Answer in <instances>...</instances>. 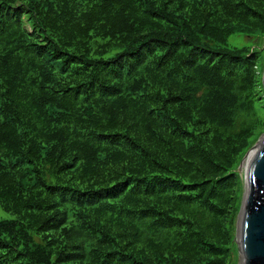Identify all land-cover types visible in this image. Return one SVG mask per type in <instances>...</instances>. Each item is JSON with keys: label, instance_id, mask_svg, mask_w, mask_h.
I'll use <instances>...</instances> for the list:
<instances>
[{"label": "trees", "instance_id": "obj_1", "mask_svg": "<svg viewBox=\"0 0 264 264\" xmlns=\"http://www.w3.org/2000/svg\"><path fill=\"white\" fill-rule=\"evenodd\" d=\"M234 34L264 0H0V264H230L264 133Z\"/></svg>", "mask_w": 264, "mask_h": 264}, {"label": "water", "instance_id": "obj_2", "mask_svg": "<svg viewBox=\"0 0 264 264\" xmlns=\"http://www.w3.org/2000/svg\"><path fill=\"white\" fill-rule=\"evenodd\" d=\"M253 150L255 153L245 177L248 195H243L236 219L234 240L239 250L238 264H264V133ZM249 151L239 165V172L244 169L243 162Z\"/></svg>", "mask_w": 264, "mask_h": 264}, {"label": "rangeland", "instance_id": "obj_3", "mask_svg": "<svg viewBox=\"0 0 264 264\" xmlns=\"http://www.w3.org/2000/svg\"><path fill=\"white\" fill-rule=\"evenodd\" d=\"M231 45H237V46H245L248 47L250 50H254L256 52V59H257V64L258 65V69L260 72L263 73L264 70V38H254V37H247V36H242V35H237L234 34L230 37V39H228ZM259 137L257 138V140L252 144V146L249 148V156L248 158L253 155L254 156V151L253 150V146L257 143ZM252 148V149H251ZM247 151V152H248ZM246 152V153H247ZM246 156V154L244 155V157ZM243 157V158H244ZM242 158V160H243ZM244 160L243 162V167L244 169H242L239 172L240 177L237 180V184H236V193H235V207L237 208L238 206L240 207L242 200H243V195L247 196L248 194L246 193V186H245V177H246V169H245V164L247 159ZM238 215V213H237ZM15 216L4 210L2 208V206L0 205V221L2 220H11L14 219ZM237 219V216H236ZM235 225H236V221H235ZM235 233H236V227H235ZM238 246H232L230 249V256H229V260L231 259L230 264H238L239 263V252H238Z\"/></svg>", "mask_w": 264, "mask_h": 264}, {"label": "bare ground", "instance_id": "obj_4", "mask_svg": "<svg viewBox=\"0 0 264 264\" xmlns=\"http://www.w3.org/2000/svg\"><path fill=\"white\" fill-rule=\"evenodd\" d=\"M252 158H253V155H251V156L247 159L246 164L244 165L246 170L248 169V166H249L250 161H251ZM246 193L248 194V192H246Z\"/></svg>", "mask_w": 264, "mask_h": 264}]
</instances>
